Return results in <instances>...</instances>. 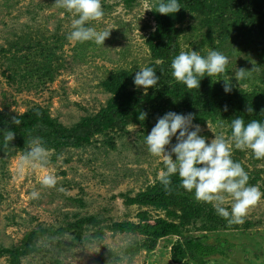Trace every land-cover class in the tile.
<instances>
[{"label": "rangeland", "instance_id": "1", "mask_svg": "<svg viewBox=\"0 0 264 264\" xmlns=\"http://www.w3.org/2000/svg\"><path fill=\"white\" fill-rule=\"evenodd\" d=\"M101 4L103 17L88 24L109 31L104 46L68 40L73 15L56 0H0V113L15 116L37 105L70 127L94 115L126 82L127 87H135L125 78L113 90L103 83L119 72L135 76L149 63L145 39L153 27L151 3L136 0L130 8L122 0H101ZM237 24L231 19L217 27L223 31L221 37L213 31L210 49L229 60L226 72L213 78L222 84L230 79L235 92L254 95L263 89L257 80L260 58L255 40L243 38L247 32ZM176 27L183 31L180 48L184 51L194 50L191 43L204 39L207 29L190 17ZM205 46L200 48L202 55L210 50ZM234 67L250 70L249 76L236 81ZM208 126H200L199 133L206 142L219 132L216 124ZM150 130L130 127L129 135L115 138L112 147L97 137L82 149L54 157L48 153L46 161L35 166H22L24 155L19 153L0 159V264H174L169 248L175 238L160 240L154 250L146 251L137 247L141 236L110 230L114 222L137 221L139 210L124 204L125 195L133 196L153 184L163 169L161 160L149 154L144 144ZM175 142L173 137L166 149L170 151ZM232 157L264 193V159L238 149H233ZM46 174L55 176L54 186L40 183ZM33 192L38 195L33 197ZM74 214L92 215L100 224L71 231L67 224ZM159 214L152 212V216ZM192 234L222 243L228 250V258L213 257L208 264H264V196L248 210L242 224Z\"/></svg>", "mask_w": 264, "mask_h": 264}, {"label": "trees", "instance_id": "2", "mask_svg": "<svg viewBox=\"0 0 264 264\" xmlns=\"http://www.w3.org/2000/svg\"><path fill=\"white\" fill-rule=\"evenodd\" d=\"M134 1L122 0V3L125 8H130ZM148 1L151 3L150 16L154 25L145 39L150 57L146 66L153 67L160 77L158 86L150 87L145 94L142 87H134V76L128 72L113 74L103 83L105 89L110 85L113 90L112 86L123 83L124 78L132 80L134 88L127 87L126 82L94 115L82 117L70 127L63 126L48 110L37 105L15 116L0 113V159L10 158L17 153L25 155L33 142L41 143L52 157L65 150L90 146L97 137L103 138L112 147L115 138L129 135L130 127H139L143 131L151 129L157 118L168 111L192 113V123L200 126L206 125V121L216 124L220 118L229 124L236 116H242L246 123L252 119L264 121V0H179V11L167 15L156 11L157 0ZM187 17L199 19L207 28L204 39L197 44L191 43L193 48L196 46L195 51L205 45L210 49L213 31L217 37L223 36V31L216 29L225 22L234 19L237 25L244 26L247 33L243 38L252 37L255 40L256 53L260 58L258 66L262 69L257 80L263 87L261 92L246 95L231 89L225 93L224 84L207 76L201 79L199 89H187L175 81L171 76L170 63L181 51L180 39L183 36V31L176 26ZM248 107L253 111L247 112ZM141 112L146 113L143 121L138 119ZM14 117L21 120L20 125L12 123ZM9 130L14 133L11 141L4 139L5 131ZM225 132L228 134L230 129ZM248 183L255 185L254 180ZM77 202L81 203L80 200ZM124 204L139 210L137 221L114 222L110 230L141 236L142 240L137 246L140 249L152 251L158 241L173 237L175 241L169 248V258L174 264L185 261L208 264L213 257L228 258L230 255L222 243H211L192 234L198 231H226L231 224L218 216L211 204L196 201L192 193L181 188L176 175L171 177L168 190L159 180H155L133 196L126 194ZM152 212L161 215L152 216ZM72 219L67 224L71 231L85 225L100 224L92 215L80 217L74 214ZM12 255L15 256L16 252H12Z\"/></svg>", "mask_w": 264, "mask_h": 264}, {"label": "clouds", "instance_id": "3", "mask_svg": "<svg viewBox=\"0 0 264 264\" xmlns=\"http://www.w3.org/2000/svg\"><path fill=\"white\" fill-rule=\"evenodd\" d=\"M56 3L73 15L71 31L66 37L68 40L92 41L104 46L109 31H97L88 24L89 21L103 17L101 0H56ZM155 7L160 14L166 15L174 14L181 8L179 0H157ZM228 63V57L215 49L208 50L205 55L201 54V49L181 50L171 60V76L187 89H199L203 77L212 78L224 74ZM233 69L234 79L238 82L250 74V70L244 68ZM159 79L153 67L145 66L136 71L133 84L142 87L146 94L150 87L158 86ZM223 81L224 92H230V79ZM224 110L227 111V107ZM252 111V108H247V112ZM145 117L146 113L141 112L138 119L143 121ZM193 119L192 113L168 111L157 118L155 125L145 135L147 152L159 158L163 164L158 180L168 190L171 177L178 176L179 186L192 193L196 201L211 204L215 213L227 223L242 224L248 210L264 193L256 185L248 183V172L241 163L233 159L232 153L233 149L248 150L252 158L264 159V121L252 119L246 123L242 116H236L226 124L225 119L220 118L216 123L219 132L214 133V138L206 142L207 138L199 134L200 125L193 124ZM12 123L18 126L21 120L14 117ZM206 123L209 128L207 121ZM226 129H230L227 135ZM5 133L4 139L11 141L14 133L10 130ZM173 137L176 142L169 151L166 146L171 144ZM47 156L48 150L41 143L33 142L22 157L21 165L35 166L37 162L43 164ZM40 183L51 187L56 184V178L52 174H46ZM37 195L36 192L32 193L33 197Z\"/></svg>", "mask_w": 264, "mask_h": 264}]
</instances>
